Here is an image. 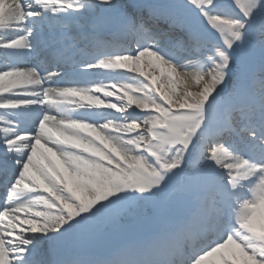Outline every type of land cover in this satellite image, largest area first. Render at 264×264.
<instances>
[{
    "label": "snow or ice",
    "instance_id": "1",
    "mask_svg": "<svg viewBox=\"0 0 264 264\" xmlns=\"http://www.w3.org/2000/svg\"><path fill=\"white\" fill-rule=\"evenodd\" d=\"M0 192V264H264V0H0Z\"/></svg>",
    "mask_w": 264,
    "mask_h": 264
},
{
    "label": "bare ground",
    "instance_id": "2",
    "mask_svg": "<svg viewBox=\"0 0 264 264\" xmlns=\"http://www.w3.org/2000/svg\"><path fill=\"white\" fill-rule=\"evenodd\" d=\"M133 74H136V73H133ZM133 74H132V75H133ZM192 89L195 90V88H192ZM121 93H122V92H121ZM122 94H123V93H122Z\"/></svg>",
    "mask_w": 264,
    "mask_h": 264
},
{
    "label": "rangeland",
    "instance_id": "3",
    "mask_svg": "<svg viewBox=\"0 0 264 264\" xmlns=\"http://www.w3.org/2000/svg\"><path fill=\"white\" fill-rule=\"evenodd\" d=\"M153 74H155V73H153ZM191 90H193V89H191ZM194 91V90H193Z\"/></svg>",
    "mask_w": 264,
    "mask_h": 264
}]
</instances>
